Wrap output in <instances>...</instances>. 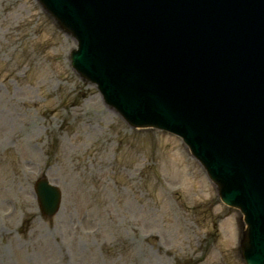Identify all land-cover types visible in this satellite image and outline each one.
Here are the masks:
<instances>
[{
  "label": "rangeland",
  "instance_id": "374dc122",
  "mask_svg": "<svg viewBox=\"0 0 264 264\" xmlns=\"http://www.w3.org/2000/svg\"><path fill=\"white\" fill-rule=\"evenodd\" d=\"M76 48L37 0H0V264H245L240 212L180 138L110 109Z\"/></svg>",
  "mask_w": 264,
  "mask_h": 264
},
{
  "label": "water",
  "instance_id": "95a60500",
  "mask_svg": "<svg viewBox=\"0 0 264 264\" xmlns=\"http://www.w3.org/2000/svg\"><path fill=\"white\" fill-rule=\"evenodd\" d=\"M226 1H229L230 3L228 2L227 3L228 5L224 4V7H229V9H226L224 12L225 14L223 16L224 22H227L228 17L230 16H238L241 14L238 11L233 10L234 5H237L238 8L246 9V13L243 15V17L247 22L251 24H257V18L253 11L264 16V7H258V6L253 5L252 0H226ZM258 1L264 2V0H258ZM135 6L138 12L143 13V11L141 10L138 4H136ZM191 14L194 15V12L192 11ZM118 19H119L120 24L123 25L124 21L121 20L120 17ZM56 20L64 31H66L68 34H72L75 37L77 36L76 31H74V29L64 24L59 19H56ZM102 26H104V23L98 24V27H102ZM206 31L211 32V30L209 29H206ZM254 31H255V27H252L250 32L239 33L235 37V43L234 41L227 39L226 37H224V40H223V45L228 47L230 53H232L233 55L234 54L237 55L235 56L236 58L245 60V64L241 66L240 68H238V71L234 75L235 81L238 83V87H241L244 89L247 88L245 85L244 79H248L247 72L250 70L252 66L251 61H253V59L250 60L249 57L251 56L245 57V54H243V52L238 47H239V44L242 38L251 36V32H254ZM175 33L179 37H183V43H184V46L187 52H193L196 47L195 46L196 42L198 40H201V35L196 36L194 35V33L185 34V35L180 34V32H175ZM174 40H176V38L173 34H167L165 37H160L159 38V41L161 42L160 47L159 45L154 46L151 43H148L147 45H141L137 42V37L135 39L128 37L123 41V44H122L123 49H126L129 45H133L136 48H138L137 54L135 56L137 58V61L134 62L135 63L134 68L136 71V76L139 80L145 83L150 76V72L154 70L157 71V76L159 78L163 77V75L161 74L164 69L163 66L168 65L166 61V57H167L166 54L168 51L167 47L173 46L172 42ZM230 41H232L233 44L230 43ZM93 42H95V45H98V44H101L103 40L95 37V40ZM149 53L155 55L156 58H151L150 60H146L145 57L147 56L150 57ZM256 58H258L257 55H256ZM156 59H159V62ZM179 60H182L181 63L175 64L173 67H170V66L167 67L169 70V74L164 77L165 78L164 89H176V90L179 89L178 87H175L174 84L177 83V85H180L182 81H184L182 74L179 72V68L181 67V64L183 63V61H187L186 63H188V72L192 75L191 77L194 78L195 74H198L201 77L203 76V72L195 69L194 64L188 61L187 59H185V57L180 58ZM152 81L147 85V87L153 85V82L155 83V81L153 82ZM156 83L158 84L157 80H156ZM158 86L159 85H157V87ZM127 90H128V87L124 89V93H128ZM163 91H164L163 89H159V91L155 94V96L153 97L151 96V99H153L156 102H159L160 97L163 94ZM104 99L107 104H109L111 107L114 108V105L116 103L112 101V99L108 98L106 95L104 96ZM151 106L152 107H150L149 112H146V111L141 112V110H139V112H141V115L143 116H149L151 119H155L154 121L156 120L162 121L160 120L162 119V117H160L157 114L156 108L158 105H151ZM138 115L140 116V114ZM129 124L134 128H138V127L144 128V127L153 126V125L132 123L131 121L129 122ZM253 176L257 178V173H254ZM229 177L231 178V176L227 175L228 179L223 178L222 180L225 185V190H222V186L218 184L219 193L224 203H226L227 205L231 207L239 208L243 212L244 220L246 223H248L246 230H245V236L241 244L243 258L247 262V264H264V230H261L259 228L254 218L255 211H256V204L255 205L254 203H250L251 205L246 204V195L243 196L242 195L243 192L239 190L235 191L232 188L234 181H232ZM37 192H38L39 201L41 203V207L44 213L49 217L54 216L57 213L60 207V204H61V192L58 189V187L50 185L48 180L44 179L38 182ZM230 193L232 195L231 198L229 197ZM240 205H242L243 207L242 209ZM248 251L249 253H247Z\"/></svg>",
  "mask_w": 264,
  "mask_h": 264
}]
</instances>
